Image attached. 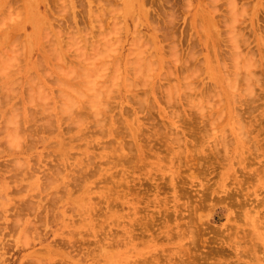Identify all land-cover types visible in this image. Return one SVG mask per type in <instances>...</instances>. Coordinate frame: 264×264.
Wrapping results in <instances>:
<instances>
[{
  "label": "rangeland",
  "instance_id": "obj_1",
  "mask_svg": "<svg viewBox=\"0 0 264 264\" xmlns=\"http://www.w3.org/2000/svg\"><path fill=\"white\" fill-rule=\"evenodd\" d=\"M156 1L0 7V264H264V0Z\"/></svg>",
  "mask_w": 264,
  "mask_h": 264
},
{
  "label": "bare ground",
  "instance_id": "obj_2",
  "mask_svg": "<svg viewBox=\"0 0 264 264\" xmlns=\"http://www.w3.org/2000/svg\"><path fill=\"white\" fill-rule=\"evenodd\" d=\"M31 1L32 0H0V7L1 8H5V7H9V8H12L13 6V3L15 2V3H20V5L22 6H29L30 4H31ZM43 2H44V6H46L47 7V9H48V12H49V16L50 17H52V18H50V21L51 22H49V24H48V22L45 24V26H51L52 27V24H54L56 21L55 20H57L59 17H61V16H63L61 13H58V14H61V16L60 15H58V14H55V12H54V10L55 9H58V8H55L54 10H52L51 8H50V6H51V4H53V6L55 5V7L56 6H58V4H56V3H59V1H61V3H60V6H63V9H65V8H67L66 6L68 5V6H77L76 5V0H69L68 2H65L66 4H64V1L63 0H42ZM86 3H87V6H92V4H96V9H97V11L98 12H100L101 14H105L104 12H105V10H106V8H105V6H107L108 5V2H109V0H84ZM149 1H151L152 2V0H149ZM180 1V0H179ZM188 3H190L189 2V0H186ZM242 2V4H243V1H247V0H227V3H228V6H233V8H234V6H238V2ZM95 2V3H94ZM182 2H185V1H183L182 0ZM142 3V2H141ZM180 3H181V1H180ZM247 3H248V1H247ZM80 6H83V4H84V2L83 1H81L80 3ZM155 5L156 6H179L177 3H176V1L175 0H157L156 2H155ZM242 6V5H241ZM247 6V5H246ZM14 8V7H13ZM173 10V9H172ZM59 11V10H58ZM65 11V10H64ZM60 12H62V11H60ZM70 12H72L73 13V11H71L70 10ZM56 13H57V11H56ZM69 13V12H68ZM65 16V15H64ZM62 18V17H61ZM65 18V17H64ZM160 18L162 19V29H164L165 31L167 30V29H169L168 27H169V25L171 26V23L174 21V19H173V14H172V11H169V10H165L164 12H163V14L160 16ZM60 21V20H59ZM63 21H66L65 19L63 20ZM62 21V22H63ZM54 26V25H53ZM56 28V27H55ZM84 29V28H83ZM83 29H81V30H83ZM38 30V29H37ZM56 31L57 32H59V33H61V29H56ZM158 31H161V28L158 30ZM155 32L157 33V29L155 28ZM164 38H166L165 36H163ZM168 37V36H167ZM232 41H233V45L234 46H236V48H237V50H236V52L239 54V55H242L241 54V52H240V46H239V42H238V38L236 37H234L233 39H232ZM178 42H180V41H178ZM237 42H238V44H237ZM243 42V41H242ZM181 43V42H180ZM177 45H175V44H173L172 46H171V48H170V51H172V53L173 54H175L174 52L176 51L175 49H177V47H176ZM264 47V46H263ZM220 50V49H219ZM218 53V51L215 49L214 50V54H217ZM220 53V52H219ZM237 53H235V54H237ZM237 54V55H238ZM251 54V53H250ZM250 54H249V56H250ZM156 54H153V53H150L149 54V56H147L148 58H147V60H146V62L147 63H151V64H154V63H156V61H158L159 59H158V57L157 56H155ZM246 55V54H245ZM248 55H246V57H247ZM259 56H261L260 54H259ZM241 59H243L244 60V55H243V58H241ZM260 59H262V58H260ZM160 63H157V65H159ZM153 68V65H150V69L149 70H151ZM146 71V72H145ZM145 72V73H144ZM144 72H142V75H146V74H149L148 73V71H147V69L145 68L144 69ZM150 75V74H149ZM152 75V74H151ZM154 75V74H153ZM140 83L142 82V83H144V82H146L145 80H140L139 81ZM169 93L171 92V91H168ZM170 95V94H169ZM187 98H188V96H187ZM186 98V99H187Z\"/></svg>",
  "mask_w": 264,
  "mask_h": 264
}]
</instances>
